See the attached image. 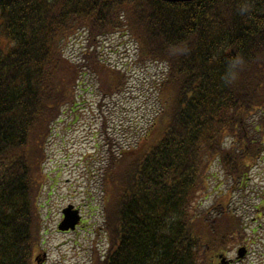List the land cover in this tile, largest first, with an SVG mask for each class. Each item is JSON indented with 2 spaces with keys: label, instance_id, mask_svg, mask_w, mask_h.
Wrapping results in <instances>:
<instances>
[{
  "label": "trees",
  "instance_id": "16d2710c",
  "mask_svg": "<svg viewBox=\"0 0 264 264\" xmlns=\"http://www.w3.org/2000/svg\"><path fill=\"white\" fill-rule=\"evenodd\" d=\"M115 36L130 37L136 65L163 72L150 126L110 153L109 249L95 264H216L247 237L229 192L226 205L202 213L192 204L212 164L243 192L264 153V0H0V264H34L43 231L37 150L44 157L64 106L77 104L84 69L104 97L123 91L126 74L97 56ZM78 37L76 64L65 47ZM240 58L225 84L228 62Z\"/></svg>",
  "mask_w": 264,
  "mask_h": 264
},
{
  "label": "rangeland",
  "instance_id": "374dc122",
  "mask_svg": "<svg viewBox=\"0 0 264 264\" xmlns=\"http://www.w3.org/2000/svg\"><path fill=\"white\" fill-rule=\"evenodd\" d=\"M81 43L78 37L65 47L66 56L76 64L83 58ZM134 47L130 37L103 40L97 56L113 68L127 71L126 91L104 100L96 75L84 69L77 108L64 106L63 115L53 125L52 136L43 147L44 157L37 150L41 161L43 158L38 163L43 175L40 212L44 228L38 264H95L103 260L109 249L101 198L103 161L109 150L107 138L115 148H130L138 142L155 112V85L163 72L162 65H135ZM37 151L32 152L35 155ZM208 177L192 204L198 213L210 210L216 202L226 205L227 192L233 184L216 162L210 167ZM243 191L238 187L230 195V205L248 217L245 244L248 255L237 264H264V210L262 216L256 214V208L264 203V156ZM68 205L79 210L83 223L76 232L64 234L57 227L62 221V210ZM240 247L236 245L225 258L235 260Z\"/></svg>",
  "mask_w": 264,
  "mask_h": 264
},
{
  "label": "water",
  "instance_id": "95a60500",
  "mask_svg": "<svg viewBox=\"0 0 264 264\" xmlns=\"http://www.w3.org/2000/svg\"><path fill=\"white\" fill-rule=\"evenodd\" d=\"M167 3H186V2H193L195 0H160ZM71 208H68L63 211L64 214V220L59 225L58 229L60 231H68L69 229L73 230L75 228V225L78 223L79 218L77 217V213L74 212L73 214L70 213ZM245 250L241 249L239 250V256H243Z\"/></svg>",
  "mask_w": 264,
  "mask_h": 264
},
{
  "label": "clouds",
  "instance_id": "9594fccd",
  "mask_svg": "<svg viewBox=\"0 0 264 264\" xmlns=\"http://www.w3.org/2000/svg\"><path fill=\"white\" fill-rule=\"evenodd\" d=\"M243 64L242 58L230 60L226 66V72L223 77L225 84L232 83L237 78V68Z\"/></svg>",
  "mask_w": 264,
  "mask_h": 264
}]
</instances>
